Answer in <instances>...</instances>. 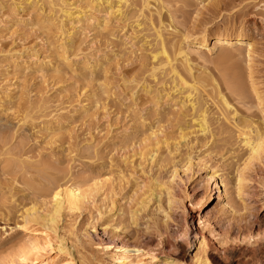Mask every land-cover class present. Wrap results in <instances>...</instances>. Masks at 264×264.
Instances as JSON below:
<instances>
[{
  "label": "rangeland",
  "instance_id": "rangeland-1",
  "mask_svg": "<svg viewBox=\"0 0 264 264\" xmlns=\"http://www.w3.org/2000/svg\"><path fill=\"white\" fill-rule=\"evenodd\" d=\"M160 1L146 9L144 0H0V264H18L13 257L31 235L17 227L23 211L46 214L55 185L66 183L98 185L92 203L81 214L65 211L56 231L31 224L50 242L37 260L174 264L185 247L181 264L264 256V156L248 163L250 143L235 127L264 115L250 84L264 98V0ZM158 29L170 56L182 47L193 75L218 81L236 121L207 83L192 107L187 90L153 69ZM237 33L253 44L249 56L246 43L214 45L217 34ZM156 184L172 186L178 210H169L166 192L146 205ZM182 217L192 232L183 245L173 234ZM250 224L249 239L226 238L228 227L245 233ZM123 240L140 251L122 253ZM111 241L116 248H106Z\"/></svg>",
  "mask_w": 264,
  "mask_h": 264
},
{
  "label": "bare ground",
  "instance_id": "bare-ground-1",
  "mask_svg": "<svg viewBox=\"0 0 264 264\" xmlns=\"http://www.w3.org/2000/svg\"><path fill=\"white\" fill-rule=\"evenodd\" d=\"M151 0H144L143 7L148 9L149 4ZM156 3H160V0H153ZM124 3V2H123ZM161 6V4H160ZM264 21V17H263ZM155 39L157 42H159V49L158 52L153 56V59L158 60L157 66L153 69H158L157 71L161 72L162 71H167V75L170 76L171 80L174 82H177L178 85H180L181 88L184 90H187V95L186 99L187 102H190L191 106L193 107L196 101V96L198 95V86L205 87L206 85L203 83H207L208 86H211L212 89L215 90L216 92V97H218V102L221 105V107L224 109V111L227 113V115H230L233 121L235 119V116L237 115L236 110L233 108L231 103L227 100L222 93V91L219 89L221 87H218L217 82H214V79L212 77H209L208 75L201 76L200 75H193L192 73V67L189 61V52L182 47H177V52L173 51L175 54H173V57L169 55L166 44L161 36L160 30L158 29L155 31ZM235 37L231 38L230 35H221L217 34L216 37L214 38V45L218 44H235V43H246V46L248 48V56L250 53L253 52V44L249 42H244V36L241 34H234ZM208 39V34L206 31L202 32L199 38L196 40V44L199 46H204L207 43ZM226 54L227 52L221 57V59L225 58L227 59ZM178 56V57H176ZM179 59V60H178ZM177 62H180L181 65L184 66V70L187 72L189 75V78L192 79V83L188 84V81H185L183 76L180 74L178 68H177ZM157 67V68H156ZM180 67V66H178ZM155 71V70H154ZM182 72V70H181ZM162 73V72H161ZM186 76V75H185ZM252 79V77H250ZM176 83V84H177ZM175 84V85H176ZM251 88L253 91V94L255 96V99L260 105L263 102V95H261V92L259 91L258 87L256 86V82L252 79L250 81ZM227 85V84H226ZM225 86V85H224ZM203 89V88H202ZM229 89V88H228ZM186 92V91H185ZM237 93V92H236ZM240 93V92H239ZM243 97V96H242ZM244 98V97H243ZM243 98L241 100H243ZM262 113H264L262 111ZM200 122H199V129L198 132L202 135L209 134V121L207 118V113L206 110L201 109L200 110ZM254 116L250 117L249 119H242L238 120V123L235 125L237 129H239L240 136L242 137L243 141L249 142V148H248V163H251L253 161L261 162L262 158L264 156V115L262 119L255 118ZM150 160L153 161L155 160L156 154L155 150L151 151L150 154ZM239 184V182H238ZM97 183H92L90 184L89 187H85L84 189L81 188L78 184H65V185H55V188L52 190L51 194V208L49 212L46 214L38 212L36 209L30 208V209H25L22 213L21 216V224H19L17 227L22 231L23 233H28L31 234L30 236L28 235L26 241L22 243L21 249L18 251L17 254H15L13 257L18 264H74V262L70 260H66L63 263H57L55 260H37L38 259V254L40 251L45 248L50 246V242L46 238L44 239H39L35 237L36 231L31 228V224H40L44 229L46 230H51V231H56V224L61 217V215L66 211L68 213H82L85 207L87 205H90L92 203V198L93 197L92 193L94 194V191L96 192L97 188ZM100 186V185H99ZM156 187L159 188V191L156 193L153 190H151V193H148L145 196V202L146 205L154 200L157 199L158 202H160V197L162 193H165L166 196V203L168 205L169 210L175 211L178 210L179 208L176 205V200L173 196V191H172V186L168 185V187H162L160 184H156ZM167 190V191H166ZM141 206L140 209H143L146 207ZM158 208V207H157ZM138 210H134L130 214V218L133 223H135V218L134 216L136 215ZM170 213V212H169ZM171 214V213H170ZM182 214H179L181 216ZM166 218H171V215L165 214ZM181 218V217H180ZM206 220L209 221V219L206 217ZM168 227L170 226L169 223ZM174 231L173 234H176L179 238V241L184 244V240L182 238H187L189 239V236H191V228L188 227V222L185 220L184 217H182L181 224L178 225ZM249 228V229H248ZM247 232L244 233L240 231V229L235 230L232 227H228L225 230V236L227 239H232V240H244L245 238L249 239L252 237L256 226L254 224H250L248 226ZM95 232V231H93ZM43 233V232H42ZM168 233L167 231L161 230L159 232V236ZM198 233L195 232L192 235V239H196ZM97 236V234H96ZM167 235L165 238H159V243L162 245L166 244V241H168ZM189 241H187L188 243ZM113 245V247L116 248L115 242L111 241L109 242V245H106V248L108 246ZM141 246L133 241H124L121 243L119 250H121L122 253L124 252H137L140 251ZM56 249L58 252H61L65 249L64 244L58 243L56 246ZM187 249L185 247L184 251L180 254L179 258L176 259V262L174 264H181L183 263V259L186 255ZM66 250V249H65ZM11 262V261H10ZM181 262V263H180ZM203 264H208L207 261H204ZM252 264H264V256L263 257H258L256 256L255 260L253 261Z\"/></svg>",
  "mask_w": 264,
  "mask_h": 264
}]
</instances>
